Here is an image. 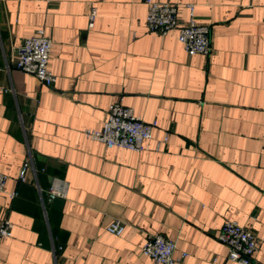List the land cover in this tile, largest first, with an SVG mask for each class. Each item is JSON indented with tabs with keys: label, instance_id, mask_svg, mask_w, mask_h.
<instances>
[{
	"label": "crops",
	"instance_id": "obj_1",
	"mask_svg": "<svg viewBox=\"0 0 264 264\" xmlns=\"http://www.w3.org/2000/svg\"><path fill=\"white\" fill-rule=\"evenodd\" d=\"M160 1L183 22L195 4L210 56L149 31L145 0H0V218L13 223L1 264H154L142 246L156 234L187 251L177 264H241L218 239L227 220L255 232L252 264H264V0ZM40 29L54 41L52 86L15 65ZM119 99L158 122L149 150L84 134ZM30 154L37 173L20 182ZM55 179L68 195L44 206ZM115 219L120 236L106 229Z\"/></svg>",
	"mask_w": 264,
	"mask_h": 264
},
{
	"label": "built area",
	"instance_id": "obj_2",
	"mask_svg": "<svg viewBox=\"0 0 264 264\" xmlns=\"http://www.w3.org/2000/svg\"><path fill=\"white\" fill-rule=\"evenodd\" d=\"M148 5L146 17L147 29L162 36L177 32L178 40L185 51L191 55L212 54L211 27L208 24L198 22L195 17V4H187L190 18L183 22L179 16V5L177 3L160 0H145ZM97 10L90 11V25L94 24ZM54 41L47 36L44 29H40L36 35L25 38L15 49V65L21 71L35 75L42 83L52 86L56 82V75L50 68ZM158 122L153 120L147 122L137 115L132 107L124 105L122 99L112 103L108 109V117L100 129L87 128L84 134L87 138L100 141L108 148L120 147L135 152H143L151 148L150 140L153 130ZM169 140L167 134L163 141L159 142L156 149L160 148L162 142ZM34 167L31 154L24 163L20 175V182H27V171ZM8 175L0 171V192L5 191ZM38 188L42 190L39 185ZM69 185L67 181L55 179L47 189L45 203H50L57 198H66ZM18 192H10L14 198ZM106 229L117 236L124 233L125 224L115 219L111 221ZM13 235V223L9 218H0V243ZM218 239L228 249V258L241 264H252L253 256L259 248L260 240L255 232L240 224L236 220H227L219 234ZM176 240L167 238L161 234L152 235L142 246L144 255L153 259L154 264H177L187 257V251L176 256ZM1 264V259H0Z\"/></svg>",
	"mask_w": 264,
	"mask_h": 264
}]
</instances>
